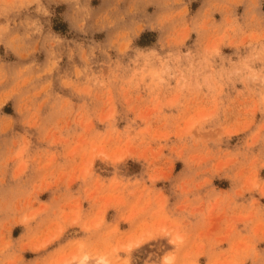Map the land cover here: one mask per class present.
Listing matches in <instances>:
<instances>
[{"label":"rangeland","instance_id":"1","mask_svg":"<svg viewBox=\"0 0 264 264\" xmlns=\"http://www.w3.org/2000/svg\"><path fill=\"white\" fill-rule=\"evenodd\" d=\"M102 255L264 264V0H0V264Z\"/></svg>","mask_w":264,"mask_h":264},{"label":"bare ground","instance_id":"2","mask_svg":"<svg viewBox=\"0 0 264 264\" xmlns=\"http://www.w3.org/2000/svg\"><path fill=\"white\" fill-rule=\"evenodd\" d=\"M168 260H170V258H168ZM98 261L101 263V264H110V261L109 259L105 256V255H102L98 258Z\"/></svg>","mask_w":264,"mask_h":264}]
</instances>
